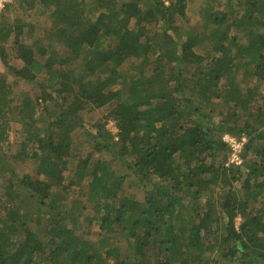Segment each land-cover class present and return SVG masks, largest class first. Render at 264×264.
Returning a JSON list of instances; mask_svg holds the SVG:
<instances>
[{"label": "trees", "instance_id": "16d2710c", "mask_svg": "<svg viewBox=\"0 0 264 264\" xmlns=\"http://www.w3.org/2000/svg\"><path fill=\"white\" fill-rule=\"evenodd\" d=\"M22 1L49 24L26 43L20 23L1 21L0 56L12 84L38 89L21 99L13 158L43 177L0 188V264H264V92L247 84L264 78V0H195L192 23L190 0ZM130 57L137 70L120 75ZM105 107L103 121L81 124ZM79 132L89 136L70 177ZM224 133L245 138L240 165H225ZM81 181L83 213L72 214L59 199ZM83 223L98 226L96 241L80 237Z\"/></svg>", "mask_w": 264, "mask_h": 264}, {"label": "rangeland", "instance_id": "374dc122", "mask_svg": "<svg viewBox=\"0 0 264 264\" xmlns=\"http://www.w3.org/2000/svg\"><path fill=\"white\" fill-rule=\"evenodd\" d=\"M3 4V6L0 8V22L1 21H10V22H18L22 25L23 28V35L27 41L26 43H32L35 41H40L42 39V33L43 32V28H46L49 24L48 20L45 18L44 19V15H42L41 11L39 10L38 7H33V6H29L27 4H24L22 0H0ZM120 2H122L123 0H119ZM198 1V0H196ZM196 1H191L189 2V5L187 7V14L190 17L191 23L194 22V17L197 15V10L199 7V3H196ZM218 9H223V7H219ZM17 19V20H14ZM180 23L184 24V26L186 28L189 29L190 25H187L186 23H184V21H180ZM192 31L196 32L197 29L195 30L194 28L191 29ZM240 38V36H239ZM238 38V40L241 42L242 40H240ZM201 47H195L194 50L197 53L201 52ZM12 57H9V59ZM13 65H20L21 61L19 59H16L12 61ZM135 70H137V59L130 57L128 60L124 61L123 64H121L119 66V74L120 75H126L129 73H133ZM0 73L3 74V76H5L6 78V82L7 84H10V87L12 88V91H10L11 95H13V102L10 106V112L7 111L2 107L0 109V135L2 137V141L0 142V169H5V173L0 177V188H3L6 184H7V180H9L8 178H15L16 177H22L23 175H30L33 178L36 176H39L40 178L43 177L42 175H39L36 173L35 169H34V163L33 160L31 158H25L24 160H16L13 158V155L17 153V151L20 150V140H21V136L23 134V125L21 124V122L18 121L19 119V114H18V108L21 104V99L24 98L23 94H30L33 95L35 93V91L38 92V89L35 88L31 90V83H26V82H19L17 84H12V78L11 76H13L8 70L5 69L2 61H1V56H0ZM14 78V77H13ZM249 86L254 85L255 90L259 91L260 93L264 92V78L262 80H259L257 78H251L249 79L248 83ZM257 86V88H256ZM14 91V92H13ZM34 91V93H33ZM51 105H53V102H50ZM50 103H47L50 106ZM251 108L253 107V105H257V102H252L250 103ZM108 107L105 108H98V109H92V110H88V111H84L81 114L82 117V122L81 124L84 122V124H87L88 126H92L94 123H96L97 121L101 120L103 121L106 114H108ZM255 108L253 107L252 110L250 111H254ZM9 112V113H8ZM8 113V114H7ZM254 113L250 114V121L252 122L253 120H255V117L253 115ZM105 127L110 129L111 132L116 133L117 129L115 127L114 121L108 119V121L106 120L105 123ZM4 129V132H2ZM2 132V133H1ZM85 133V132H84ZM227 134V133H224ZM223 134V135H224ZM79 138L82 140V145L80 144L75 145L78 146L79 151H74L73 155L70 157V163L67 164V173L70 175V177L73 174V170L74 167L76 165V161H77V157L75 156V154H81L82 152V148L84 147V141L86 140L85 138H87L89 135H87L85 133V135L81 134V132H79ZM222 135V136H223ZM230 135V134H229ZM244 138V137H243ZM245 139V138H244ZM229 147V145H227ZM130 158H127V164L129 163ZM210 159H208L206 162H210ZM115 161L112 160L111 163L113 165H117L118 163H114ZM226 165V163H225ZM227 165H234L233 162H231L230 160V156L228 158V163ZM226 165V166H227ZM242 172L247 171V168H242ZM205 177L207 178L208 176L205 175ZM240 185V182H233V186L234 188L238 189ZM87 183L86 181H81V183H76L74 186H72L69 190V192L67 193V196L62 195L60 197V201L61 200H65V203H67V205L70 208V213L72 214H82L83 212L80 211H75L74 209H76L77 204L75 202H73V200H77V199H82L84 198L83 196L86 194V188ZM214 188H217L215 190H211V195L214 199H211V201L215 202V198H218L219 196H225V194L227 193L229 187L225 186L224 188L220 185V186H213ZM210 187V188H213ZM209 188V190H210ZM222 188V189H221ZM75 189V190H74ZM136 190V189H135ZM75 191V192H74ZM210 195V193H206V196L203 197V200L207 197V195ZM217 196V197H216ZM85 200V199H84ZM204 203V202H203ZM222 203V202H221ZM221 203L217 202L218 207H221ZM257 206H260V203L256 204ZM217 208V206H216ZM69 215V212H67ZM67 223H69V219L67 220ZM235 223L236 226L239 225V223H241V219L240 217H236L235 218ZM31 229L36 230V222L30 224ZM218 228H221V231L223 230V223L221 222V225L218 226ZM219 230V231H220ZM39 232H43L41 230V228L38 230ZM100 232V229H98L97 225H94L93 227H89L87 226L85 223L80 225V229L78 230V234L80 235L81 238L84 239H90L93 241H96L99 238L98 233ZM45 238L49 237V233L44 235ZM213 255L210 256V258H212ZM212 264V263H211Z\"/></svg>", "mask_w": 264, "mask_h": 264}, {"label": "built area", "instance_id": "2783aa9c", "mask_svg": "<svg viewBox=\"0 0 264 264\" xmlns=\"http://www.w3.org/2000/svg\"><path fill=\"white\" fill-rule=\"evenodd\" d=\"M3 6L2 2L0 1V8ZM222 140L229 145L230 148V160L231 162L234 163V165H240L242 162V158L240 156L241 150H242V145L244 142V138H240L237 139L235 136L233 135H229V134H224L222 136ZM229 158V157H228ZM228 161L226 162L227 165Z\"/></svg>", "mask_w": 264, "mask_h": 264}]
</instances>
